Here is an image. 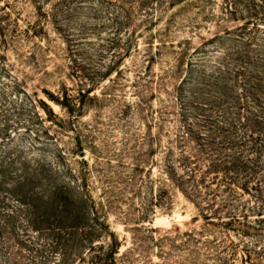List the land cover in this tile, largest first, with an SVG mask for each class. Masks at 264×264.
<instances>
[{"label":"rangeland","instance_id":"1","mask_svg":"<svg viewBox=\"0 0 264 264\" xmlns=\"http://www.w3.org/2000/svg\"><path fill=\"white\" fill-rule=\"evenodd\" d=\"M0 138L106 226L52 249L0 195V264H264V0H0Z\"/></svg>","mask_w":264,"mask_h":264},{"label":"trees","instance_id":"2","mask_svg":"<svg viewBox=\"0 0 264 264\" xmlns=\"http://www.w3.org/2000/svg\"><path fill=\"white\" fill-rule=\"evenodd\" d=\"M62 97L61 100H63L66 105H69L71 99L69 93H64ZM62 106L65 107V104H62ZM0 140L3 142L4 138H0ZM243 154L244 152L240 153L235 151L231 157L228 156V154L223 155L222 152H218L217 156L222 155L225 158V164L231 165L232 167V174L229 180H232L234 175H238L239 166L252 172L251 176L257 174V165L250 166L248 163H251V160L249 162L245 161V154ZM213 162L218 166L217 160H214ZM13 163L6 159L3 161L0 159V195L5 196L6 201H9L8 198H13L17 205H19V208L26 207L30 210L28 219L25 220L27 225H29L30 230H26V233H45V235L51 240L52 245H50V248L52 249L61 246L62 244H72L75 245L77 249L80 248V246L83 249L90 246V252L93 251L92 247L95 242L101 238L106 226H104L105 224L103 222L99 224L98 227L93 226L94 223L98 224L101 219H98L99 217L95 212V206L92 204L93 202L89 196L86 194L82 195L80 193H75V191L66 184H58L49 170H43L40 172L35 170L30 172L28 166H24L25 169H19L16 167L14 168ZM233 172L235 174H233ZM191 173L194 175L193 171H191ZM44 181L53 182L51 188L43 189L42 186ZM201 185H204V183L200 184V186ZM200 186H193L192 191H197ZM222 186H226V183L220 185V187ZM40 189L44 190L41 195ZM245 191H247V189ZM227 193L230 196L232 194L230 189ZM214 197H218V194L209 195V199L213 203L216 202L214 201ZM228 197L226 201L223 199V203L220 204V208L219 210H216V213L226 211L227 214L230 215L229 218L231 219V222L234 223L239 221V218H235L237 213L234 209L230 208L231 206L234 207V205L231 202L232 199H228ZM44 199H46V201ZM43 204H47L48 209L42 212L40 205L43 206ZM258 208L261 209V207ZM262 209L264 208L262 207ZM9 212L11 213V216L17 214L15 210H10ZM258 215H262L261 212H259ZM244 217V220L247 221V225L245 226L252 229L253 223L248 222V216ZM88 221L92 222L89 223ZM21 232L24 233L25 231L21 230ZM117 253V245H114L113 243V245L110 246L109 251L100 257H95L97 262L94 263H113Z\"/></svg>","mask_w":264,"mask_h":264}]
</instances>
